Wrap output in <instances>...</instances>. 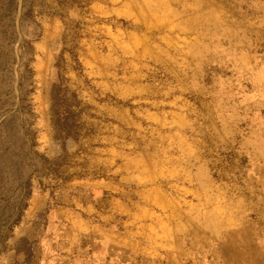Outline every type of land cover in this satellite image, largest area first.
<instances>
[{
	"label": "rangeland",
	"instance_id": "rangeland-1",
	"mask_svg": "<svg viewBox=\"0 0 264 264\" xmlns=\"http://www.w3.org/2000/svg\"><path fill=\"white\" fill-rule=\"evenodd\" d=\"M236 5L0 0V264H14L33 188L72 168L183 194L207 183L214 193L253 189L264 40L232 35L264 34V24H238L253 10ZM67 111L76 116L68 139H87L84 151L52 160L37 147V119Z\"/></svg>",
	"mask_w": 264,
	"mask_h": 264
},
{
	"label": "crops",
	"instance_id": "crops-1",
	"mask_svg": "<svg viewBox=\"0 0 264 264\" xmlns=\"http://www.w3.org/2000/svg\"><path fill=\"white\" fill-rule=\"evenodd\" d=\"M235 3L253 10L238 24H264V0ZM232 36L264 40L260 33ZM255 88L264 107V81ZM257 117L264 121V110ZM36 126L46 157L84 151L87 139H56L48 112ZM254 131L262 138L255 151L264 153V128ZM256 165L253 189L233 194L214 193L208 183L201 193L170 192L113 172L79 177L76 168L67 178H46L14 229V264H264V156Z\"/></svg>",
	"mask_w": 264,
	"mask_h": 264
},
{
	"label": "trees",
	"instance_id": "trees-1",
	"mask_svg": "<svg viewBox=\"0 0 264 264\" xmlns=\"http://www.w3.org/2000/svg\"><path fill=\"white\" fill-rule=\"evenodd\" d=\"M75 118H76L75 114L69 111H67L63 115L57 114L56 120L54 119L52 123L55 131L58 130L59 132V137H60L59 139L67 140L68 138L73 136L72 130H74L75 128V123H76ZM58 126L61 127V130H59Z\"/></svg>",
	"mask_w": 264,
	"mask_h": 264
}]
</instances>
